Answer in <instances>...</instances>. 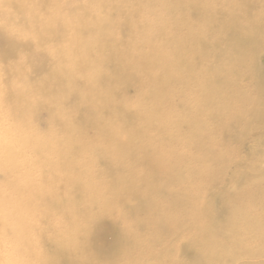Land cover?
Wrapping results in <instances>:
<instances>
[{
    "label": "bare ground",
    "instance_id": "obj_1",
    "mask_svg": "<svg viewBox=\"0 0 264 264\" xmlns=\"http://www.w3.org/2000/svg\"><path fill=\"white\" fill-rule=\"evenodd\" d=\"M217 1L219 0H214L212 4ZM262 1L264 3V0ZM123 2L124 0H90V3L82 12L84 14H77L76 9H74L72 10L74 13L72 12V14L65 17L59 9L60 2H57L51 12V23L44 26L43 23L41 24L42 29L40 28L38 37L40 40L33 44L35 49L39 44H41V48L43 47L46 38H44L42 31L46 28L51 29L49 27L53 23L58 28H52V31L68 33L70 39L64 40L66 43L64 46L68 49V54L63 49L57 58L62 66L50 71L48 74L47 71L44 72L45 75L42 80L45 81L42 85L41 83L38 84L37 87L43 90L50 99L58 94L57 100L52 104L61 108L65 109L70 105H72V108L74 104L84 103L85 106L82 107V110L87 121L95 122L101 135V138L86 142L83 130L76 128L77 126L67 127L63 122H59L58 127L65 131L66 135L56 139L55 142L49 138L34 149V152L42 159V162L39 161V165L48 166L50 169L49 179L47 180L50 189L42 188L41 191H34L33 187H18L19 182L10 183L9 185V189L12 188L14 194L17 195L15 202L10 198L7 199L9 210L13 216H22L24 212L31 211L33 213L42 211L41 214H44V216H50L49 210L55 206H61L63 203V206L57 212L60 215L59 222L51 221L54 236L47 241L49 243L48 255L42 253L43 258L46 257V264H101V260L95 257L92 250L93 234L91 227L99 220L112 217L114 214L119 220L122 219L125 230L127 227L139 229L138 232L134 230H127L124 233L115 232L114 241L116 240L117 244L124 240L127 241V244L142 256L153 249L154 244L162 240L164 234L178 229L180 223L188 221L192 225H198L201 217L200 207L202 201L198 197L183 194L177 188L179 185L184 184L185 178L182 173L176 172V165L182 164L185 160L184 164H187V158L184 155L176 156L174 152L178 151L177 147L170 146L166 148L157 145L158 142L165 140L161 137V130L166 133L165 128L167 125L164 123L165 119L163 120L162 116L170 117L167 108L171 104V97L169 96V92L172 91L171 87L173 84H183L185 88L199 85L201 90L192 102L199 103L203 109L205 106H211V98L224 100L220 104L223 106L221 109L213 108L208 111L213 116H220L221 110L223 111L222 120L216 119L218 134H222L226 130L223 120L226 122L228 118L241 117L244 114L246 105L250 103V95L240 92H238L240 95L237 107L226 101L223 73L235 64L245 63L246 65V63H252L254 66L259 61V54L264 50V23L262 22L264 15L260 19L255 18L257 22L253 32H246L237 28L244 10L241 8L240 0H237V2L228 1L222 8L210 5L207 7V12L215 19L211 21L208 28L220 26L225 31L227 26L228 36L224 40L231 48L236 45L243 57L239 61L224 58V69L210 67L203 70V68H198V63L195 65V58L192 60L185 58L186 53L189 51L194 53V48H189V46H197L200 48V54L204 53L205 47H203L198 37L192 35L191 39H188L184 35H179L183 27L177 25V21L173 24L164 21L156 27H151L149 23H145L142 27L144 28L143 32L149 36L147 44H151L154 53L159 51L162 46L163 56L157 57L154 53L142 54L134 62H139L140 73H146L148 77H144L147 83L150 84L151 82L152 87L147 89V93H144V95L152 103L150 114L155 115L160 121L162 120V125L160 129V122H158L160 132L158 135H151V130L147 127L136 130L133 127L134 122L131 120L139 115L136 111V108L140 111L139 105L127 103L125 98L119 99L120 87L124 81L132 82V74L128 70V66L124 64V57L132 54L135 56V46L133 44L126 45V42L119 45L122 40L116 43V39L112 38V33H109L112 28L117 27L123 30L120 35L122 39L129 35H125L126 30L123 23L116 18L117 14L124 10V7H122ZM167 2L171 3L170 14L172 18H175V13H181L184 8H188L187 14H190L191 9L196 16H199L205 9L200 5L201 0H167ZM103 12L110 18H106ZM218 16L226 22L218 24ZM38 21L40 22V20L34 18L32 22L37 23ZM124 24L127 25L130 32L133 27L128 26L129 23ZM169 30H173L175 34H169ZM156 37L159 41H162V44ZM103 38H106V40H103ZM85 42L90 43L88 50L82 46ZM27 45L32 53L31 58H33L36 51L29 44ZM77 45H79V51L82 54L70 52V49L76 50L74 46ZM137 56L138 54L135 57ZM44 65V62H42L41 70H44ZM104 71H109L111 74ZM65 73H67L66 77H64ZM242 76H244V79L248 78L247 75H237L238 80ZM14 77L12 90L7 92L14 99L11 106L12 113L17 119L30 123L32 117L28 110L31 109V104L25 99V89L28 88L25 82L28 80L22 71L16 72ZM80 79L86 83L84 84ZM153 89H155L154 94L156 95H151L148 92ZM258 91L261 93V97H264V84L258 87ZM74 100L76 102L73 104ZM181 101L187 102L185 99ZM181 107L187 108L188 106L182 104ZM263 117L264 107L257 120L261 121ZM50 119L52 118L50 117ZM166 120L169 122V119ZM148 131L150 135H144ZM198 134L199 136H197ZM202 134H204V130L198 128L192 129L190 134L186 135L187 138L198 139L195 143L196 148L204 151L200 157L208 156L206 159H209L212 155L215 159H226L224 158L227 157L226 155L217 153L218 143L216 137H209L207 146L203 140L204 137H200ZM47 137L54 138L55 135L48 134ZM142 138H144V142ZM127 143L137 144L140 154L128 150L129 144ZM34 144H36L35 141L30 142V146ZM49 147H57V152L55 154L48 153ZM88 151L93 154L87 153ZM136 155L140 157L143 155V165L147 167L146 170H141V165L135 164ZM53 159L58 161V167L49 163ZM96 160L106 161L109 168L107 172L115 173L117 186L107 185L96 179L94 176V163ZM161 170L164 171L162 176L166 178V182L159 187L150 186V180L157 179L159 174H162ZM211 173L212 168L208 167V169L195 173L194 177H209ZM53 177L64 181L68 186L64 195H60L59 191L55 189ZM158 189L160 191L166 189L171 192V197L167 199L168 204L166 206H162L163 204L158 205L154 199L153 191L157 193ZM260 192V196H257ZM243 195L252 199L264 209V186L262 184H255L252 189L246 191ZM135 198H137V202L133 201ZM139 201L142 204H139ZM96 207L97 211H95ZM177 208L184 209L185 214L176 215ZM142 213L146 216L145 221H152L155 225L151 236L147 231H145L146 234L143 233L145 228L142 232L140 231L143 227L142 221L139 219ZM228 217L234 225H244L250 230L243 233L236 227L229 229L225 232L226 242L234 249L243 247V250L256 257V259L264 258V249L256 245L257 242L264 241V223H259L253 217L248 216L237 205L232 207ZM217 226L218 230L216 232L220 233L221 226L219 224ZM111 228L114 231V226H111ZM198 231L200 234H206L204 233L205 230L202 232V225ZM40 238L41 242H46L45 238ZM26 246L31 247V244L26 242ZM217 246H221L219 240L207 241L206 248L208 247L210 253L216 254L215 247ZM227 247L228 245L223 243L224 251L229 249ZM29 253L31 254L32 251L29 250ZM32 258H34V255ZM256 259L251 260L249 264H255ZM206 262L208 261L197 260L196 264ZM133 264H141V262L134 260Z\"/></svg>",
    "mask_w": 264,
    "mask_h": 264
},
{
    "label": "rangeland",
    "instance_id": "obj_2",
    "mask_svg": "<svg viewBox=\"0 0 264 264\" xmlns=\"http://www.w3.org/2000/svg\"><path fill=\"white\" fill-rule=\"evenodd\" d=\"M214 0H201V7L205 8L204 11L196 16L190 9V14H187V9L184 8L181 13H175L172 18L170 14L171 3L167 0H124L122 7L124 10L119 12L116 16L125 28L126 38L120 37L123 32L120 28H115L109 31L112 33V38L122 45L126 42V45L133 44L135 46V56H125L124 64L128 66V70L132 74V82L124 81L120 87L119 99H124L127 103H133L139 105V113L131 121L134 122V128L139 130L143 127H147L151 130V135H158L159 126L161 129L162 120L160 121L155 115L150 114L151 101H148L144 93H147V89L152 86L147 83L144 76L146 73H140V64L134 61L142 54L154 53L151 48V44H147L149 36L143 32L142 26L145 23H149V26L156 27L166 21L168 24L178 22L177 25L183 27L179 32V35H184L188 39H191L192 35L198 37L203 47H205L204 53L200 54V48L197 46H189L194 48V53L189 51L186 53L185 58L194 59L195 65L198 63V68L206 70L210 67L216 69H224V58H230L234 61H239L243 56L241 51L235 45L231 48L230 45L224 40L228 36V27H225V31L220 26L208 28L214 16L209 15L207 12L208 6L216 5L217 8H222L228 1L237 2V0H219L213 3ZM60 2L59 9L62 11V15L65 17L72 14V10L76 9L77 14L82 13L86 8L90 0H0V85L8 91H11V87L14 84L16 72L22 71L28 81L25 82L28 88L25 89V99L30 102L31 109L28 113L32 117L30 125L38 129L41 133H44L47 137L48 134H54L55 137H49L54 142L56 139H60L66 135L65 131H62L58 127L59 122H63L67 127L80 128L84 131V139L86 142L93 141V139L101 138L100 129H98L95 122H88L86 115L82 110L85 106L84 103L74 104L64 108L52 104L57 100L58 94L54 95L51 99L45 94V92L37 87L41 85L45 80L44 72L47 74L50 71L56 70L62 66L61 62H58V56L64 49L68 54V49L64 46L66 43L64 40L70 39L68 33L64 31L57 32L52 31V28H58L51 25V29L43 30V35L46 43L41 48V44L37 45L35 49L33 44L40 40L39 31L41 24L44 25L51 23V12L55 8V3ZM206 2V3H205ZM241 8L243 10L242 19L239 20L237 28L246 32H253L255 18L260 19L264 15V3L262 0H240ZM21 3H26L22 5ZM205 3V4H204ZM21 4V5H20ZM5 9H8L5 12ZM85 12V11H84ZM74 13V12H73ZM87 13V12H86ZM106 18H110L103 12ZM164 17V18H162ZM5 18L7 22L5 23ZM34 18L40 20L36 24L33 21ZM219 23L226 22L218 16ZM221 19V20H220ZM259 22H261L259 20ZM264 23V20H262ZM133 27L131 31H128L127 25ZM39 24V25H38ZM40 26V27H39ZM15 29L13 31L12 29ZM128 31V32H127ZM217 32V33H215ZM169 34L174 35L173 30H169ZM124 35V37H125ZM158 40V38L156 37ZM106 40V38H103ZM163 40V39H161ZM264 40V39H263ZM159 41V40H158ZM128 42V43H127ZM162 44V41H159ZM165 42V40H163ZM12 43V46H11ZM112 43V42H111ZM27 44L33 48L35 54L31 58V51L27 48ZM85 49L89 48L90 43L85 42L82 45ZM75 49H70V52H76V54H82L79 51V45L74 46ZM202 47V48H203ZM261 49V48H260ZM88 50V49H87ZM155 56H163V47L154 53ZM44 62V70H41V63ZM247 65V66H246ZM235 64L231 69L225 70L223 73V88L226 92V101L232 103L234 106H238L239 93L250 95V103L246 105L244 114L241 117L228 118L226 122L223 120L226 126V130L222 134H218L217 120L221 121L223 111L221 110L220 116H213L210 114L209 109L222 108L220 104L224 101L219 98H211V106H205L204 109L199 103H193L192 100L200 92L199 85H192L190 88L183 84H173L172 91L169 92L171 97V104L167 108L170 112V117L163 115L162 119L167 125L166 133L161 130V137L163 142H156L157 145L169 148L177 147L178 151L174 152L177 155H184L187 158L188 163L177 164L176 172L182 173L185 181L183 185H179L177 188L185 195L192 197H198L202 201L200 207L201 217L198 225H192L188 221L180 223V227L171 233H166L162 236V240L155 243V247L142 256L137 251L133 250L127 243V241H121L117 244L114 241V233H124L127 230L139 231L136 227L126 228L122 219L117 218L116 214L112 217H106L99 220L91 227L93 234L92 250L96 258L101 260V264H133L134 260H138L141 264H196L197 260H207L204 264H249L251 260H255L256 257L249 255L245 250L241 248L234 249L226 242L225 232L229 229L238 228L240 232L249 231L250 229L244 225H234L230 222L229 215L232 207L237 205L248 216L253 217L259 223H264V209L257 205L252 199L244 197V193L256 184L264 186V117L263 120L258 121L257 117L262 112L264 107V97H261V93L258 91V87L264 84V50L259 54V61L253 66L252 63ZM107 74H111L109 71H104ZM255 73V76H254ZM194 74V73H193ZM237 75H247L248 78L244 79V76L237 78ZM67 73L64 74V77ZM148 77V76H147ZM84 84V80L80 79ZM142 85V87H140ZM151 95L154 94L155 89L148 91ZM96 94V93H95ZM156 95V94H154ZM7 94L6 102L10 108L14 102L13 96ZM185 99L187 102L181 101ZM188 106L182 108L181 105ZM64 109V111H63ZM135 111V110H133ZM145 115V120H144ZM50 117L52 119H50ZM169 119V122L166 120ZM217 119V120H216ZM145 121V122H144ZM158 122L159 126H158ZM202 128L204 134L200 135L201 138L207 143L209 137H216L218 143L217 153L219 155H226V159H215L212 155L200 157L204 152L196 148V142L198 139L187 138L186 135L190 134L192 129ZM144 135H150L149 131ZM70 136V133H69ZM74 136V135H73ZM199 136V134L197 135ZM143 142H144V138ZM188 140L190 141L188 143ZM129 144L128 150L140 154L139 146L133 143ZM195 144V145H193ZM48 153H56L57 147H49ZM87 153L93 154L91 151ZM206 153V152H205ZM34 155L39 157L36 164L41 169V184L46 190L48 187L49 179L48 173L50 169L48 166H40L39 161L42 159L34 152ZM143 157V155H142ZM142 157L136 155L135 164L141 165V170H146V166L143 165ZM200 157V158H199ZM93 156L91 157V159ZM205 158V159H204ZM58 167V161L53 159L49 162ZM94 176L98 181H102L107 185L117 186V179L115 173H108L109 169L106 161L96 160L94 163ZM212 168V173L208 177H194L195 173L201 172L204 169ZM48 171V172H47ZM47 172V173H46ZM157 179L150 180V186L159 187L166 182L164 171H160ZM54 178V177H53ZM0 182H6V178L0 175ZM19 182L18 180H12L11 183ZM10 185V184H9ZM54 187L60 195H64L68 189V186L64 181L54 178ZM154 193V199L158 205L166 206L168 204L167 199L171 197V192L168 190H159ZM261 192L257 196H260ZM12 188L10 189V195L6 198H10L14 202L17 200ZM256 196V197H257ZM20 197V196H19ZM138 198V197H137ZM135 198L133 201L137 202ZM136 200V201H135ZM139 204H142L139 201ZM63 206H55L49 211L51 215L44 216L38 213L24 212L28 216H35L39 221V226L34 225L32 232L35 233L36 238L39 241V248L43 254L48 255V245L50 239L54 236L53 228H51V221L57 223L60 220L58 210ZM123 206V205H121ZM97 207L95 211H97ZM246 210V211H245ZM184 209L177 208L176 215L181 216L185 214ZM23 213V214H24ZM97 213V212H96ZM88 215V214H87ZM90 215V214H89ZM146 216L142 213L139 219L142 221V228L140 231L149 236L153 234L155 225L152 221H145ZM25 221L27 219L25 218ZM144 221V222H143ZM219 224L221 226L220 233H217ZM202 225V232L200 234L198 229ZM114 226V231L111 228ZM163 232V230H162ZM28 235L26 232L25 235ZM45 238L46 242L42 243L41 238ZM217 237V238H216ZM30 239V238H29ZM219 240L221 246L215 247L217 253H210L208 247L206 248L207 241ZM223 243L228 245L226 251H224ZM252 244V243H251ZM94 245V246H93ZM260 248L264 249V241L257 242ZM33 245L28 247L32 251ZM154 254H157L156 256ZM159 255V257H158ZM3 257H0L2 259ZM46 261V257H44ZM255 264H264V258L260 257L256 259Z\"/></svg>",
    "mask_w": 264,
    "mask_h": 264
},
{
    "label": "clouds",
    "instance_id": "obj_3",
    "mask_svg": "<svg viewBox=\"0 0 264 264\" xmlns=\"http://www.w3.org/2000/svg\"><path fill=\"white\" fill-rule=\"evenodd\" d=\"M6 96L7 89L0 85V175L6 178V182H0V257H3L0 264H46L39 241L32 232L33 225L39 226L38 219L27 213L13 216L6 198L10 195L9 184L14 179L19 181L18 187L41 191V169L36 164L39 157L34 155V149L49 137L30 123L17 119ZM32 141L36 144L30 146ZM26 242L33 245L31 254Z\"/></svg>",
    "mask_w": 264,
    "mask_h": 264
}]
</instances>
